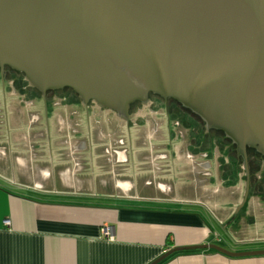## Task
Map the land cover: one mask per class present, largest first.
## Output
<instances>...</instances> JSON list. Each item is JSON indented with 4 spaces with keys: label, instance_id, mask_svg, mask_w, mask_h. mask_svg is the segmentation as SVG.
I'll list each match as a JSON object with an SVG mask.
<instances>
[{
    "label": "crops",
    "instance_id": "1",
    "mask_svg": "<svg viewBox=\"0 0 264 264\" xmlns=\"http://www.w3.org/2000/svg\"><path fill=\"white\" fill-rule=\"evenodd\" d=\"M26 79L0 75V264H149L201 244L264 249V171L223 226L244 191L229 143L188 138L187 117L173 116L176 125L157 108L129 118L74 91L44 101ZM160 264H264V254L207 247Z\"/></svg>",
    "mask_w": 264,
    "mask_h": 264
},
{
    "label": "water",
    "instance_id": "2",
    "mask_svg": "<svg viewBox=\"0 0 264 264\" xmlns=\"http://www.w3.org/2000/svg\"><path fill=\"white\" fill-rule=\"evenodd\" d=\"M0 65L126 117L149 91L264 152V0H0ZM207 131V130H206ZM247 182L233 215L245 200ZM173 247L149 264L181 250Z\"/></svg>",
    "mask_w": 264,
    "mask_h": 264
},
{
    "label": "flooded vegetation",
    "instance_id": "3",
    "mask_svg": "<svg viewBox=\"0 0 264 264\" xmlns=\"http://www.w3.org/2000/svg\"><path fill=\"white\" fill-rule=\"evenodd\" d=\"M0 75L3 77V79L9 75H13L14 77L21 76V78L26 79L23 73L9 67L8 65H0ZM27 84H29L28 86L29 88L34 89L38 93H41L44 101L45 99L48 98V96L52 92H59V91L73 92V90L69 87H61V88L47 89L45 91H41L30 82ZM90 103H92L91 100L87 101L86 103L87 106H89ZM128 108L129 109L127 116L129 118L132 116V114L139 112V110L143 108H150V109L157 108L158 110H163L167 119H172L173 116L180 118L184 116L187 117L188 121L186 122L183 121L182 124H180V126L182 128L181 130L184 133H187L188 138H191L190 132H192L194 136H196V138L201 137L204 139L205 137H208L210 139H216L217 137H220L221 140H224L230 144L228 151L235 158L234 161L235 162L238 160L241 161L242 168L246 173V182H247L246 189H248L247 192L249 191V189H251V187L257 188V186L258 187L262 186L261 184L262 180H260L259 183H257L256 180H253V174L255 172L264 171V152H262V150L257 145L250 146L246 144L245 155H243L238 142L234 140L232 137L227 136L222 129L209 127L208 123L200 115L192 111L189 107L184 106L181 102H179L178 100L172 97L169 96L164 97L156 92L149 91L146 97L144 98V100H140V99L134 100L130 103ZM173 121H175L176 125H179L178 121L176 120Z\"/></svg>",
    "mask_w": 264,
    "mask_h": 264
},
{
    "label": "built area",
    "instance_id": "4",
    "mask_svg": "<svg viewBox=\"0 0 264 264\" xmlns=\"http://www.w3.org/2000/svg\"><path fill=\"white\" fill-rule=\"evenodd\" d=\"M4 224L8 225L9 224V220L6 219L4 220ZM101 233L103 236H105L108 239H112L113 238V232H112V228L109 225H103L101 228Z\"/></svg>",
    "mask_w": 264,
    "mask_h": 264
},
{
    "label": "trees",
    "instance_id": "5",
    "mask_svg": "<svg viewBox=\"0 0 264 264\" xmlns=\"http://www.w3.org/2000/svg\"><path fill=\"white\" fill-rule=\"evenodd\" d=\"M176 252H174V253H172V254H170L169 256H167L166 258H164L163 260H161L159 263H157V264H160V263H162L163 261H165L167 258H169L171 255H173V254H175Z\"/></svg>",
    "mask_w": 264,
    "mask_h": 264
},
{
    "label": "rangeland",
    "instance_id": "6",
    "mask_svg": "<svg viewBox=\"0 0 264 264\" xmlns=\"http://www.w3.org/2000/svg\"><path fill=\"white\" fill-rule=\"evenodd\" d=\"M205 135H208V134H205ZM238 163L241 165V161H238ZM240 165H239V168H240Z\"/></svg>",
    "mask_w": 264,
    "mask_h": 264
}]
</instances>
